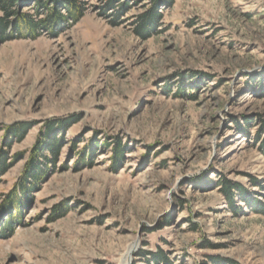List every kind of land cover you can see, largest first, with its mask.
<instances>
[{"label": "rangeland", "instance_id": "374dc122", "mask_svg": "<svg viewBox=\"0 0 264 264\" xmlns=\"http://www.w3.org/2000/svg\"><path fill=\"white\" fill-rule=\"evenodd\" d=\"M77 1V23L0 45V151L22 155L0 176V264H264V0H172L147 39L146 0L117 24L107 0ZM66 116L55 166L6 210L44 123Z\"/></svg>", "mask_w": 264, "mask_h": 264}, {"label": "trees", "instance_id": "16d2710c", "mask_svg": "<svg viewBox=\"0 0 264 264\" xmlns=\"http://www.w3.org/2000/svg\"><path fill=\"white\" fill-rule=\"evenodd\" d=\"M107 0L102 6L103 12L110 11L114 17L111 21L112 24L120 23V17L124 16L128 1L123 0ZM146 10L144 13L137 17L134 32L142 39L149 38L156 32L159 22L162 19L161 7H170L173 3L172 0H146ZM32 4H31V3ZM86 2L77 0H0V45L14 39L36 38L41 32H55L62 26L77 23L83 16L86 8ZM29 7L35 10V17H31L21 9ZM61 10L64 14H61ZM76 117L66 116L61 118H54L46 121L42 131H40V139L36 142L34 149L31 151V157L27 162V168L24 172L19 185L13 188L7 195L6 200L3 202L2 207L6 210L15 211L25 204L26 194L28 196L34 190V186L42 179L47 172V167H54L59 156V149L63 142V134L75 124ZM31 124L27 122L17 123L6 127L4 147L10 148L13 142H20L26 133L31 129ZM9 140V141H8ZM109 149L112 157V168L116 169L120 164L123 155L127 150L121 146L120 141L113 142L111 145H105ZM92 150L95 145L92 144ZM86 149H88L86 147ZM6 150L0 151V176L8 171L13 163L19 160L20 154L8 158ZM202 186V191L207 188L205 181H199ZM219 191L231 204L235 195H240L243 203H248L247 199L242 196L243 190L237 184L227 180L219 181L216 186ZM18 210V209H17ZM10 211V212H11ZM58 211V210H57ZM141 255V254H140ZM151 257L152 261L164 263L166 257L159 251L155 253H145ZM214 264H237L231 260L214 259Z\"/></svg>", "mask_w": 264, "mask_h": 264}, {"label": "bare ground", "instance_id": "6f19581e", "mask_svg": "<svg viewBox=\"0 0 264 264\" xmlns=\"http://www.w3.org/2000/svg\"><path fill=\"white\" fill-rule=\"evenodd\" d=\"M134 247L131 246V248L128 250V252L126 253V262H127V258H128V255L131 253V251L133 250ZM126 264V263H125Z\"/></svg>", "mask_w": 264, "mask_h": 264}]
</instances>
